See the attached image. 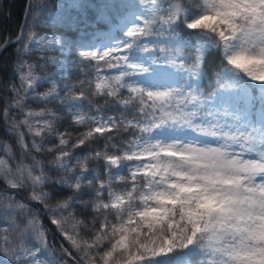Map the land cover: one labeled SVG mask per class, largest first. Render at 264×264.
Instances as JSON below:
<instances>
[{
	"label": "snow or ice",
	"instance_id": "6c2138e0",
	"mask_svg": "<svg viewBox=\"0 0 264 264\" xmlns=\"http://www.w3.org/2000/svg\"><path fill=\"white\" fill-rule=\"evenodd\" d=\"M88 7L74 0L56 16L29 0L21 31L0 44L19 53L2 118L20 153L0 148V264L59 259L40 210L16 199L25 189L74 264H264V0H99L93 21ZM41 18L94 38L39 34ZM95 23L109 33L96 36ZM34 50L59 57L24 58ZM72 53L87 80L60 88ZM49 64L59 76L38 74ZM41 82L51 86L37 92ZM52 103L85 131H59Z\"/></svg>",
	"mask_w": 264,
	"mask_h": 264
},
{
	"label": "trees",
	"instance_id": "16d2710c",
	"mask_svg": "<svg viewBox=\"0 0 264 264\" xmlns=\"http://www.w3.org/2000/svg\"><path fill=\"white\" fill-rule=\"evenodd\" d=\"M26 1L27 0H0V44H2L5 41V39H14L17 36L18 29H19L21 21H22V16L24 13ZM73 2H74V0H47V4L50 6L51 11H53V9L55 8V6L58 3L69 4L71 6V4ZM72 12H75L76 15L78 14L74 10ZM94 14H95L94 8L89 6L87 9L88 18H92L94 16ZM48 15H51V12L48 13ZM25 23H26V18H25L24 24ZM27 23L28 24L31 23V16L27 17ZM64 29L67 30L69 28L62 23H55L54 24L51 21H49L47 26H44L43 25V18H41V26L37 27L33 30L39 34L62 35ZM29 30H30L29 28H24V32H25L24 42H27L26 33ZM89 31L90 30H88V32ZM69 32H71V34L76 33L75 29H69ZM82 32L83 31H80V33H82ZM67 39H69V38H67ZM72 54H71V57H72ZM18 55H19V53L17 52V45L15 43L9 44L7 47L3 48L0 51V93L2 96V97H0V148H2L4 143L10 144L17 156H19V154H20L19 148L17 146L15 137L13 135H10L9 132L7 131V125L4 123V120L2 118V110L5 106L6 99H10L12 96V93L10 91H6V86L9 85L10 82L18 84V80H16L15 74H14V68H15L16 63H17V56ZM45 55L46 56H52V57H59V52L56 50H49L46 53H42L40 51L34 50L30 54H25L24 58L25 59L30 58L32 62H35L37 64H43L44 61L39 60L38 58L41 56H45ZM218 62L219 61H216V63H218ZM67 64L68 65H67L66 75L63 76L64 77L63 79H59V81H58L60 88H63V87H61V84L63 82L66 84H73V83H77L79 80H85L84 74L80 73V71L76 67V64L74 63L72 58H70L68 60ZM57 70H58V68L56 65L49 64L47 66L46 71H40L39 69H37V72L41 76L51 75L53 72H55L56 75L59 76L60 72H58ZM212 71H215V69L213 68ZM209 83H210V81L208 79H205L203 81V87L207 91L211 90L208 87ZM50 86L51 85L47 82H41L40 87L37 88V92H44ZM61 95H63V92H61ZM28 103H29L30 107L32 109H35V110H39L40 108L44 107V105L40 104V103H36V102H32V101H29ZM100 103H102V101ZM47 107L52 108L59 113V116L61 118L60 123L58 124L59 131L63 132L67 128L68 132L73 133L74 135L85 131L87 125H85V126H70L71 120H72V115L67 108L61 106L58 103L49 104V105H47ZM86 109H88V106H86L84 108V111ZM112 111H114V109L109 108L105 112V114L106 113L111 114ZM19 118H21V117L17 116V119H19ZM55 143H57V141L55 138H53V139L48 141V143L46 144V147L51 146L52 144H55ZM104 143H105L104 139H96L93 142L92 146L102 148ZM85 151H87V148H85V147L78 148L75 150V154L78 156V155L83 154ZM0 154H2V153H0ZM37 155H39L40 159L43 160L46 169L50 170L51 174L54 177L59 178L60 174L57 171H55L54 169H48V162L52 159V155H49L46 153L42 154V155L41 154H37ZM26 162L31 163V160L28 159ZM91 167H97V165L93 164V165H91ZM99 170L101 172H103V162L102 161L100 162ZM4 188H6V185L4 184V182L2 180H0V190H2ZM9 191H15V190H9ZM29 191H30V189H25V190L19 191L16 194V199L30 204L33 209H39L40 210V219H41L44 227L49 230L48 237H49L50 243L54 244L55 252L61 251L59 253V255H57L55 253L56 257L59 258L57 260V264H74V261L71 258L67 257L62 252V250L60 248V245L63 244L65 248L71 249L70 243L68 241L64 240L63 237L60 236L59 233L56 231V227L51 224L50 219H49V215L47 212H45L43 206L35 203L34 201L29 200ZM83 198L86 199L87 197H83ZM76 215H77L78 219L83 218V219H86L89 222V224L91 223V214H89L86 217H81L80 210L78 209ZM90 234H91L90 229L88 231L84 232V236H89ZM73 255H76V253H73Z\"/></svg>",
	"mask_w": 264,
	"mask_h": 264
},
{
	"label": "bare ground",
	"instance_id": "6f19581e",
	"mask_svg": "<svg viewBox=\"0 0 264 264\" xmlns=\"http://www.w3.org/2000/svg\"><path fill=\"white\" fill-rule=\"evenodd\" d=\"M21 28H22V26L19 27V29H18V33L21 31ZM18 33H17V34H18ZM62 35H63V37H64L65 39H67V38H69V37L71 36V32H69V29H67V30L64 29ZM3 75H4V74H3ZM0 97H2V96H1V93H0Z\"/></svg>",
	"mask_w": 264,
	"mask_h": 264
},
{
	"label": "rangeland",
	"instance_id": "374dc122",
	"mask_svg": "<svg viewBox=\"0 0 264 264\" xmlns=\"http://www.w3.org/2000/svg\"><path fill=\"white\" fill-rule=\"evenodd\" d=\"M114 35V34H113Z\"/></svg>",
	"mask_w": 264,
	"mask_h": 264
}]
</instances>
